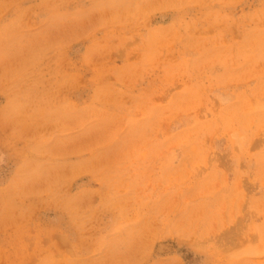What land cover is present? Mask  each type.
I'll use <instances>...</instances> for the list:
<instances>
[{
    "label": "rangeland",
    "instance_id": "374dc122",
    "mask_svg": "<svg viewBox=\"0 0 264 264\" xmlns=\"http://www.w3.org/2000/svg\"><path fill=\"white\" fill-rule=\"evenodd\" d=\"M0 264H264V0H0Z\"/></svg>",
    "mask_w": 264,
    "mask_h": 264
}]
</instances>
